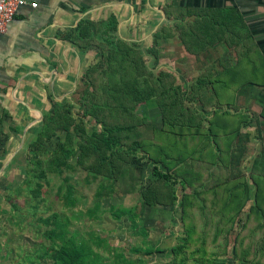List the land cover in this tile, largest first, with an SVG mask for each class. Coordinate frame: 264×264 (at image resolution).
I'll list each match as a JSON object with an SVG mask.
<instances>
[{"label": "trees", "instance_id": "1", "mask_svg": "<svg viewBox=\"0 0 264 264\" xmlns=\"http://www.w3.org/2000/svg\"><path fill=\"white\" fill-rule=\"evenodd\" d=\"M164 9L168 18L174 22L164 23L154 33V42L147 48V52L141 48V41L123 37L118 33L119 18L115 14L104 20L83 18L76 28L68 31L65 36L67 39L83 50L95 48L96 58L99 57L100 61L92 63L85 69L81 77L85 87L75 97L76 107L68 101H55L52 109L45 113L43 120L31 129L36 132L37 138L28 146L25 164L16 168H19L21 173H26L29 178H35L36 187L30 189L34 197L41 196L44 188L42 181L49 182L50 172L62 175L65 169L74 168L73 164L87 170L89 177L109 183L107 186L102 182L97 192L98 196L106 189L109 190V194L115 191V183L122 178L126 168L139 153L150 152L147 150L149 146L151 150L163 146L158 139L165 131L156 128L146 114H141L139 112L141 107L142 109L159 107L164 123L171 127L187 124V127L191 128L194 122L196 127H202V121L206 118L202 119L201 114L186 104L187 92L177 84L173 72L161 69L155 73L148 68V56L153 57L156 63L159 62L158 42L161 37H170L177 32L180 43L194 56L211 55V49L221 45L236 56L237 64L234 67L229 68V65H225L221 60V66L224 68L222 72L214 70L212 74L207 73L212 87L210 99L213 105L217 106L215 114L221 113L220 116L225 117L229 113V108L222 111L221 105L226 96L224 91L237 90L246 82L264 86V78H245L249 71L247 67L252 69L248 60L254 63L253 69H258L262 57L240 11L234 7L212 8L179 4H167ZM233 69L239 72L238 78L231 76ZM206 82L205 79L201 80L196 90L205 86ZM199 98L200 101L203 100L201 95ZM204 105L203 101V108ZM77 108L81 113L75 116ZM260 116L264 118V106L261 108ZM85 118L90 120L91 129L86 126ZM241 130V128L238 130L237 135L243 133ZM257 131L264 139V127H258ZM179 134L177 138H182L184 133ZM202 134L200 131L194 133L197 137ZM205 134L200 154L209 146L216 154V164L224 163L225 154L222 153L224 151L231 153L230 164L231 162L235 165L240 164L244 155L243 142L239 140L237 143L240 152L233 153V150H224L216 144L212 134L209 132ZM247 134L246 132V137H249ZM168 135L170 134L167 133ZM195 139L192 137L191 141ZM149 155L153 158L151 154ZM154 173L157 180L171 187L172 191L166 200L160 199L154 191V186L150 185L142 192L145 202L148 205L161 201L164 204H174L178 199L175 186L181 183L185 187V182H180L171 173L164 172L157 166ZM262 173L264 149L253 162L251 177L257 184L254 193L246 180L238 183L235 179L227 181V184H217L212 189L202 186L185 193L181 206L186 235L181 238V242L171 248L170 252L174 258L167 264H264ZM68 179L65 177V183L59 186V194H62L64 205L73 210L80 199L75 195L74 184L69 183ZM7 189H12L11 184ZM251 197L254 203L247 210L246 220L228 251L229 241L226 235L234 230L235 223ZM96 209L99 207L88 208L86 212L79 211V215L76 214L75 217H81L85 213L94 217ZM111 212L116 219L128 216L133 224H136L139 216L134 207L118 209L113 207ZM39 221L43 223L42 255L49 258L51 264L134 262V259L120 251L107 248V252H103L99 246H103L104 241L99 237L95 240L98 247H94L92 240L85 239L78 230L70 228L72 222L67 214L54 212L39 217ZM136 250L144 251L148 255L161 251L158 247ZM229 252L234 254L233 260L225 257V253Z\"/></svg>", "mask_w": 264, "mask_h": 264}, {"label": "rangeland", "instance_id": "2", "mask_svg": "<svg viewBox=\"0 0 264 264\" xmlns=\"http://www.w3.org/2000/svg\"><path fill=\"white\" fill-rule=\"evenodd\" d=\"M135 33H131V36L139 38L141 34L145 35L142 31ZM154 39V33H152L148 36L147 41L141 43L144 52H147V48L152 45ZM158 47L160 50L159 62L156 63L153 57L148 56L149 70L158 73L161 69H168L173 72L177 78V84L187 92L186 104L201 114L202 119L206 118L202 121V127H196L195 122L191 128L187 127L188 125L185 123L181 127L179 125L171 127L164 123L159 107L144 109L141 107L139 112L143 115L146 114L156 128L165 131L164 135L158 139V142L163 146H157L152 150L149 146L147 150L150 152L139 153L132 164L126 168L122 178L115 183V191L111 194L106 189L102 195L98 196V189L105 181L89 177L87 170L76 164H73L74 168L65 169L62 175L50 172L48 174L49 182L42 181L44 188L39 198L34 197L30 190L36 187L35 178H29L26 173H21L16 167L10 169L9 172L5 171L0 176V264H51L52 261L42 255L43 223L39 221V217H45L54 212L62 215L67 214L72 222L70 228L78 230L85 239L92 240L91 243L94 247H98L95 243L98 237L103 239L104 245L99 246L103 252H107V248L123 252L134 259L131 264H167L174 258L170 252L171 248L181 242V238L186 235L181 206L185 193H190L195 188L202 186L212 189L217 184H227V181L234 179L238 183L246 180L253 193L257 190V184L254 183L251 174L253 173L254 159L264 149V139L259 136L257 128L242 129L239 123L243 118H240L238 114L236 117L230 115L226 118L220 116L221 113L215 114L217 106H214L210 99L212 87L207 73L211 72L212 74L216 67L219 69L220 58L230 59L229 50L221 45L222 56H218L214 49H211V55L201 58L194 56L187 52L184 45L180 43L177 32L170 37H161ZM99 61L100 58L97 57L95 62ZM203 79L207 82L197 91L196 88L200 86L199 82ZM229 90L230 92L224 91L226 96L221 106L231 110L238 105L235 104L236 90ZM228 93L230 95H227ZM200 95L202 101H200ZM207 95L209 96L208 100ZM203 101L205 102L204 108ZM228 103H230L229 106ZM78 113L81 111L77 108L75 116ZM85 119L86 126L91 129L90 120ZM240 128L243 133L239 136L237 133ZM196 131L203 133L202 136H199L200 138L194 135ZM180 132L184 134L182 138H177ZM205 132L213 135L216 144H219L224 150H233V153L240 152L237 143L239 140L243 142L245 145L244 155L241 157L240 164L235 165L232 162L230 164L231 153L226 151L222 152L225 154L223 156L224 163L216 164V154L209 146L203 154H200ZM246 132L249 137H246ZM167 133L170 135L167 136ZM192 137L196 139L191 141ZM148 153L153 158H150ZM167 156L171 158L168 159ZM21 163L25 164V160H22ZM155 166L164 172L171 173L180 182H185V187L181 183L175 186L178 199L174 204H164L161 201L148 205L145 202L142 192L150 185L154 186V191L157 192L156 195L160 199L166 200L172 191L171 187L165 186L157 180L154 173ZM65 177L69 178V183L74 184L75 195L80 199L79 204L73 210L64 205L62 194H59V186L65 183ZM9 184L12 189H7ZM105 184L109 185L107 181ZM261 190L263 191L262 199H264V180H261ZM251 200L244 206L239 220L235 223L234 230L226 235L229 241L228 251L232 247L237 233L241 230V225L246 220L247 210L254 203L253 197ZM96 206L99 207L96 209V216L90 217L85 213L81 217H75L76 214L79 215V211L86 212L88 208ZM113 207L116 209L134 207L139 215L136 224H133L128 216L116 219L111 212ZM221 244H223L222 240ZM145 247H158L161 251L148 255L144 251L136 250ZM225 257L233 260L234 254L225 253Z\"/></svg>", "mask_w": 264, "mask_h": 264}, {"label": "crops", "instance_id": "3", "mask_svg": "<svg viewBox=\"0 0 264 264\" xmlns=\"http://www.w3.org/2000/svg\"><path fill=\"white\" fill-rule=\"evenodd\" d=\"M27 1L7 31L0 35V171L3 168L0 176L27 159L28 146L37 138L31 129L43 120L55 101H68L76 107L74 98L84 89L81 77L95 62L96 49L83 50L65 36L83 18L104 20L115 14L119 18L118 33L143 43L164 23L174 22L164 9L167 4L234 7L243 15L262 57L258 69H253L254 63L248 60L252 69L247 67L249 71L245 78H264V0ZM33 2L38 3L36 7L31 5ZM140 31L145 35L131 36ZM214 52L223 55L220 46ZM229 53L230 59L220 58L219 61L223 60L222 63L232 68L237 59ZM223 69L220 65L215 71L222 72ZM238 75L237 70H231L232 77L238 78ZM235 104L237 109H229L226 116L238 114L243 118L239 123L242 129L264 127V118L260 116L264 106L263 85L248 82L241 85L236 90ZM222 109L223 112L227 110Z\"/></svg>", "mask_w": 264, "mask_h": 264}, {"label": "built area", "instance_id": "4", "mask_svg": "<svg viewBox=\"0 0 264 264\" xmlns=\"http://www.w3.org/2000/svg\"><path fill=\"white\" fill-rule=\"evenodd\" d=\"M28 3L27 0H0V35L5 33L9 24L19 14L21 7ZM38 3L31 5L36 7Z\"/></svg>", "mask_w": 264, "mask_h": 264}, {"label": "water", "instance_id": "5", "mask_svg": "<svg viewBox=\"0 0 264 264\" xmlns=\"http://www.w3.org/2000/svg\"><path fill=\"white\" fill-rule=\"evenodd\" d=\"M7 162H9V161H7ZM3 171V168L1 169V171H0V173Z\"/></svg>", "mask_w": 264, "mask_h": 264}]
</instances>
